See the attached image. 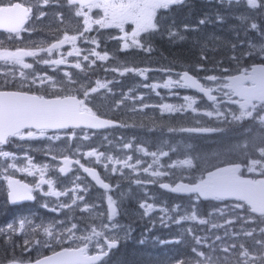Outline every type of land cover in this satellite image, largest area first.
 Returning a JSON list of instances; mask_svg holds the SVG:
<instances>
[{"label":"snow or ice","instance_id":"6c2138e0","mask_svg":"<svg viewBox=\"0 0 264 264\" xmlns=\"http://www.w3.org/2000/svg\"><path fill=\"white\" fill-rule=\"evenodd\" d=\"M60 0H34L30 6H25L23 3L14 2V0H0V28L5 29L10 34H15V38H20L22 31H29L24 25L32 17L33 7L37 8L36 19L39 20L46 15L40 9L51 4H58ZM70 6L76 17H83L82 30L75 35H68L67 32L62 38H58L56 42L51 43L47 47H37L33 50L18 49L17 51H0V60L4 61V65H0V77L6 82L9 79H19L21 87L25 84L29 86H38L45 88L48 95L29 94L27 91L16 90L6 91L0 90V169L4 172L10 170L24 171L32 176H39L37 182L33 186L21 184L18 180H13L11 175H6L4 178L8 182L9 196L12 203L19 200H35L34 192H40L43 196L61 197L68 195L71 191L73 196L70 198V203L58 202L55 207L50 208L52 212L62 211L68 208L71 211L78 209L81 212L88 213L86 217L80 218L83 226L77 222L64 220H52L48 224L41 221L40 224H34L31 220L21 219L18 223H9L6 227L0 226V235L7 234L8 238L16 232H24L26 224L32 233L42 232L46 237L42 242L39 240L31 241V244H42L43 247L53 249L54 246H59L67 241H72L75 247H63L60 251H53V255L45 256L42 259H37L35 264H108L107 258L112 249L116 248L120 242L119 236L115 230L119 227L115 222V217L118 215L116 201L112 196L107 195L108 210L107 215L104 212H95V205H89L84 202V196L79 195L80 192L87 191V187L80 188L77 184L71 189L58 191L53 185V180L46 179L48 165L38 166L34 164L30 157L27 158V163L24 167L19 168L16 161L18 157L7 150L6 145L14 143L17 140H33L40 137H45L51 140H59L61 137L58 130L73 129L70 133H66L70 138H76L75 129H81L83 139H90L87 129H100L108 127H125L127 125L119 124L116 121L102 119L88 105L91 103L95 106L94 93H98L100 89H107L108 83H102L97 80L94 87H89L84 82H79L73 78L71 72L64 70L62 80H56L49 76L47 72H37L33 69V64H43L49 66L55 71L61 65H68L81 72H85L82 62L87 61V68L90 70L97 61H108L109 54L105 50L103 54L97 51L96 48H89L82 51L76 46V41L83 38V43L95 44L99 47L95 39H90L85 36V33L92 31V25L96 24L100 27H115L120 29L122 35L114 36L113 39L120 41V50L124 51L129 48L142 49L145 52L151 51V45L147 42V36L141 39V34H152L159 31L161 28V20L157 19L159 10H169L173 6H180L185 3V0H64ZM218 3H223L225 0H217ZM231 5L239 4L241 0H226ZM247 5L251 9L264 10V0H246ZM102 9L103 16L99 19H92L89 15L92 9ZM60 21L63 17L57 13ZM241 19H244L241 17ZM217 20H223V17L217 16ZM134 25L131 32L124 30V26L128 23ZM206 21L201 19L199 23L202 25ZM31 27V26H30ZM188 26H185L187 29ZM248 29L257 32L259 43H247L244 51L238 54H233L229 60L236 67L234 69L219 68V74L206 75L196 78L185 70L181 73H175L177 79H172L171 75L162 84L146 85L153 89L163 87L165 89L184 88L196 89L198 93H203L208 101L212 102L213 110L205 111L202 114L208 117H215L218 120L226 122H240L244 119H250L259 127L260 135L252 136L251 139L243 141L235 145L233 152L238 153L243 159L239 162H232L224 167L213 166L212 169L203 170L199 179L192 178L188 183L182 182L184 177L181 175V182L171 186L168 183H161L160 187L169 190L173 193L196 194V200L200 198L213 199L217 201H226L233 199L235 203L224 205L223 208H218L214 212L224 214L225 209L232 212V217L225 219L224 224L212 223V228L224 227V225H232L235 220H242L244 223L256 222L264 223V63L250 64L249 66L241 67L245 58H264V28L256 22H250ZM196 30V29H192ZM169 36H175L176 33L169 31ZM183 39V37H180ZM65 44H71L72 50L67 53H61L60 49ZM232 50L235 53L237 45H232ZM53 52L59 58H53ZM41 53H46V56H41ZM33 57V63H26L24 57ZM75 56L78 59L73 63H69L67 57ZM203 54L201 60H206ZM219 63V62H218ZM6 65H11L5 71ZM16 66H19L18 69ZM204 68L203 64L196 66L197 71ZM31 70L25 72L24 70ZM114 72H119L121 76L126 73H135L139 76H145L146 69H138L131 67L112 68ZM171 73L172 69H165ZM238 73V74H236ZM204 81L205 83H202ZM67 94H64V93ZM215 93V94H214ZM82 98H78V95ZM159 94V93H157ZM178 95V93H174ZM131 99L125 94L122 99L115 103L114 108H119L124 100ZM135 99L143 100V97ZM184 105L175 106L172 104L162 105V111L167 113H175L191 109L196 112L197 109L193 106L197 101L191 96H184ZM233 105L238 106L233 109ZM148 105H141V109ZM48 130H57L53 135L47 136ZM172 129H170L171 131ZM219 129H182V131H200L213 132ZM106 139V138H105ZM132 144L126 143L124 148L130 149ZM146 156H151L152 163L147 167L139 168L141 161L137 159L135 163H131L132 157L127 156L123 160L114 159L112 156H105L104 153L98 152L97 149H91L83 153L85 157H94L96 163H100L102 158L106 163H103L105 170H109V164L121 165L120 168L113 166L110 171L112 173L119 172L123 175V169L129 168L132 172L137 173L143 171L151 177H160L167 175V172L152 170L153 165H159L161 156H168V152L160 151L148 152L147 149L138 148ZM79 149L74 155H79ZM53 160L57 157L53 155ZM10 161V163H8ZM82 168L85 173H88L96 182L106 191L110 189V185L104 183L99 175L90 167H85L80 163L79 159L72 160L68 156L63 157V166L59 167L60 173H67L71 170L72 164ZM181 165H187L189 168L194 167L192 160L185 159L179 162ZM176 165H169L175 167ZM163 167V166H160ZM244 173L255 174L261 178L252 179L246 178ZM79 179V177H76ZM137 184L145 183L140 179L135 181ZM155 183V180L148 181ZM49 186L48 191H44L43 186ZM82 202V206L80 203ZM73 205L76 209H73ZM42 207L48 208V203H43ZM144 210L143 215H148L156 211L154 204L143 202L139 205ZM180 205H175L171 213L167 207H160L161 213L159 220L164 226H167L168 221L179 224L181 221H197L199 224H208L210 221L203 218H198L196 213V205L193 203L190 213L179 215L173 219V214L179 212ZM242 210L246 214H242ZM214 212H209V216L214 215ZM99 220V223L96 221ZM92 221V223H88ZM107 221V222H106ZM131 231L128 227L125 231L127 235ZM186 231L191 232V229ZM242 234L247 237H252L257 231L255 228L242 229ZM259 233L264 235V227L259 229ZM228 234L227 231L225 233ZM233 235H236L233 233ZM195 246L192 247V257L177 258L175 264H231L232 257L229 255L231 250L237 248L236 244L222 246V257H214L212 254V246L209 245V253L200 251V247L207 245V237L194 236ZM220 240V236L215 237ZM179 242V241H176ZM30 242L25 240V245ZM254 249L250 251L243 244L239 245V253L236 256V264H264V239L254 241ZM90 246L95 250V254H89ZM25 251H30V248H25ZM13 264H16L13 261Z\"/></svg>","mask_w":264,"mask_h":264},{"label":"rangeland","instance_id":"374dc122","mask_svg":"<svg viewBox=\"0 0 264 264\" xmlns=\"http://www.w3.org/2000/svg\"><path fill=\"white\" fill-rule=\"evenodd\" d=\"M235 10H236L235 13H236V16H237L239 22H242V23L249 22L248 19L251 16L253 9H251L249 6L248 7L241 6L240 9L235 8ZM240 12H241L242 17L244 19H241V17L239 16ZM102 16H99L97 19L101 18ZM217 25H218V23H217ZM105 28L106 29L112 28V30L114 32H117V33H114V36L122 35L120 29H118V28H115V27H105ZM133 28H134V25H132L130 22L124 26V30L127 32H131V30ZM217 30L221 31L224 29L217 27ZM31 32L32 31L30 30L26 34V36H23L22 38L18 39L17 42H20L23 39H30V37L32 36ZM177 34L178 33H176V35ZM146 35L147 34L142 33L141 39H143ZM203 35H205L203 38L206 39V45H213L212 47L214 49L215 54H217L216 49L221 47L222 44L229 46L228 53L232 54V55L238 54L239 52L244 51L245 48L247 47V44L244 46V45L239 44V43H234L233 41H231L229 39L220 37L219 35H221V33H217V35H218L217 36V35L212 34L211 32H205ZM215 39L217 40L216 42H214ZM207 42H209V43L213 42V44H207ZM253 43H255V42H253ZM5 44H8L7 45L8 47L4 48V49H11V46L14 44V40H8V42L5 41ZM114 44H119V47H121L120 41H118L116 39H114ZM234 44L237 45L235 53L233 52L232 47H231ZM4 49H1V51H3ZM8 51H10V50H8ZM97 51H100V50H97ZM132 51H136V52H138V54H141L143 56V57L141 56L142 58H144V57L145 58H152V60L154 61L155 53L152 52V48H151L150 52H145L144 50L137 49V48H129L127 50H124L123 52L127 53V52H132ZM100 52L103 54V51H100ZM218 54L221 55V53H218ZM222 55L225 56V58H226L225 62H226L228 59L227 55L224 53H222ZM251 58L252 57L245 58L244 64L247 60H250ZM260 59H264V58H260ZM160 61L165 62L162 59L161 60L158 59V63ZM204 61H207V59ZM225 62L223 60H218L216 62L217 64L214 62H209V66L218 67V69H216V70H214V69L207 70L205 68V69H202L199 71L196 70V71L201 76L219 74V71H218L219 67L224 65ZM4 63H5L4 61L0 60V65H4ZM112 63H113V68H120L122 70V65L119 66L118 63H114V59L112 60ZM133 66H135V65H133ZM8 67H11V65H6L4 70L6 71ZM18 67L19 66H16L17 69H18ZM33 69H35V71L41 72V73L47 72V74L49 76H52L54 79H56L58 81L64 79L63 71L67 70V71L72 73L73 78L77 79L78 83L84 82L89 87H94L95 82L97 80L101 81L102 83H108L111 80V78L112 79L116 78L115 77L116 75L121 76L119 74V72L112 71V73H111L112 77L111 78H90L88 75L86 76V72H81L79 69L69 67L68 65H61V66H59V68H57L55 71H53L47 65L40 64V66H36L35 64H33ZM86 70L88 71V68ZM24 71L29 72L31 70L25 69ZM98 72L100 73V71H98ZM127 74L133 75V73H131V72L126 73L125 75H127ZM0 78H2V77H0ZM142 78L143 79L141 80V83H140L141 86L148 82L147 78H151V77L147 76V77H142ZM153 78H155L157 80L158 85H161V83L159 82V79H160L159 77H153ZM9 80L13 82V83L12 82L9 83V85H16V86H18V84L21 85V81L19 79L17 81L11 80V79H9ZM151 80H153V79H151ZM110 82L111 83H108V87L111 89V92H108L107 89H100L98 93L93 94V97H95V99H96L95 100L96 107L97 106H104V107L109 106V102H110L112 107H113V110L118 111L121 109L124 112H126L127 114L131 115V117L133 119H131L130 123L138 122V120L141 117H142V119H146V117L149 114H148V112H146L147 108L141 109V102L143 103L145 97L141 94L138 95V91H140V88L137 90V94L133 95L132 100L129 99L128 101H124L120 105L119 108H114L115 103L120 101L119 98H121L124 95V93L120 92L121 91L120 90L121 89L120 84H119V86H117V84L114 82V80H112ZM150 83L153 84V82H150ZM24 86L29 87V85H27V84H25ZM33 87H35V89H33V90L45 89L43 87H38L35 85H33ZM144 88L150 90V92L154 91V89H149L146 87H144ZM180 90H182V89L181 88L167 89L165 91L166 92L165 94H166V96L170 95V98H171L172 93H178ZM127 94L131 95V93H127ZM178 95H180L181 97L177 96L174 99V100H176V102H178L177 104H176V102H174V100H168V101L164 102V104L184 105L186 102L184 101V99L182 97V93H178ZM136 97H143V100L135 99ZM194 99L197 101V103L193 107L198 108V110L200 111V113L198 114V117L201 118L199 123L202 121L201 124L204 128L219 129L218 131L206 132L205 137H207V139H209L210 141H213L218 134L224 133V130L231 131L233 133V132L239 131L244 123L252 122V124H254L252 120L247 119V118L244 119L243 121H240V122L229 123L226 121L218 120L214 116L208 117L206 115H203L202 113L205 111H212L213 106L208 104V103H207V105H205L200 99H196V98H194ZM104 101L107 102L106 105L100 104ZM124 104H126L125 105L126 107H124ZM88 106L89 107L93 106V104L90 103ZM232 107H233V109H236L238 106L233 105ZM186 111L190 112L191 109H187ZM121 132L126 137H128V141L132 144V146H133V144H136L135 134L133 133L134 131L130 126H125L124 128H122ZM153 132H155V131H153ZM47 136H50V135H47ZM89 136H90V139H87V140L83 139L82 135H76V138H69V139H66L63 136H60L61 138L59 140H52L53 141L52 146L55 149L63 148L66 150V152H69L72 154L76 153L77 149H79L80 154L74 155V156L82 157L85 161L89 162V164L91 166H94L97 169H99L105 178H107L110 182L114 183V185H115L114 193H113V195H110V196H112L113 200L116 201L117 208L120 207V209H121V213L120 214L118 213V215L115 217V222L118 223V225H119V227L115 230V232L119 236L121 243H125L126 240L129 239V236L134 229L141 228L143 226V224L140 223L139 221L144 220V221L150 222V220H152L153 222H156V224L160 226L161 231L166 230L168 227L169 228H177L178 230L184 231L185 234H188L190 237V240H193V241H194V239H193L194 236L207 237L208 238L207 239V245L201 246L199 250L203 251L207 254L210 251L208 246L211 245L212 249H213L212 254L214 257H222L224 255V253L222 252V246L236 244L237 248L234 250H231V252L229 253V255L232 257L231 263L236 264V256L238 255V253L240 251V249H239L240 244H243L246 248H248L250 251H252L255 247L254 241L259 240V239H264V235L261 236V234L259 233V229L264 227V223H262V224H259L256 222L244 223L242 220L237 219V220H235V222L232 225H224V227L212 228L211 227L212 223L224 224L225 219L232 217V212L228 209H225L224 214H220L219 212L210 211V212H214V215L208 216L205 218V217H202L200 215V213H203V212L200 210V207L198 205H196V203H197L196 200L194 202L196 205L197 216H198V218H203V219L209 220L210 222L208 224H199L197 221H190V220L181 221V223L176 224L170 220V221H168L167 226L162 225L160 223V220H159V217L161 215V213L159 212V208L160 207H166V206H164V205L161 206L156 201V199L151 198L150 197L151 192L147 193L148 187L154 188V186L157 183L158 184L160 183V180H157V177H151L148 173H144L142 170L137 172V173H134V172H132L131 169L124 168L123 169V175H121L119 172L112 173L110 171V169L113 166L120 168L121 165L109 164V170H105V168L103 167V163H106L107 161H104L103 158H102L100 163H96L94 157L83 156V153L90 150L89 144L93 140L92 139L93 137L91 135H89ZM105 138L109 139V137H105ZM233 139L238 140L239 143L245 141V138L244 139L233 138ZM46 140H47L46 137H40L38 139L30 140V142L33 143V142L40 141V143H42L43 141H46ZM115 142L116 141L113 140V144L111 146L107 147L110 143H112V140H110V141L105 140V139L101 140V142L99 143L100 147H99V149H97L98 152L104 153L105 156H112L114 159H121V160H123L127 156H131L132 157L131 163H135L137 161V159H139L141 161V164L139 165L140 169H142L143 167H147L148 164L152 163L153 158L152 157H150L151 159L147 158L144 156V154L142 152L138 151L137 149L141 148L138 145L135 146L134 152L131 151V149H127L128 151H126V152L128 155L125 156L124 158H119L117 156V153L115 152ZM17 143L21 144L19 141ZM123 143H124V139H122V141L119 142V146H122ZM126 143L127 142H125V144ZM17 147L18 146H16L15 148H17ZM34 149H37V147H35ZM7 151L12 152V148H10ZM25 153H27V152H25ZM25 153H23V154H25ZM230 153L236 154V155L232 156L233 158H236L238 160L243 159L236 152L230 151ZM162 157H163V159H166L167 156H161L160 159H162ZM213 157H216V156H213ZM148 159H149V161H148ZM160 159H159V165H153V167H152L153 171H155V170L163 171L164 170L163 168L166 167L165 164L163 162H161ZM0 160H2V158H0ZM43 160H45V158H43ZM144 162H145V164H144ZM212 162H214V161H212ZM8 163H10V161H8ZM173 165H176V166L171 167V168L168 167L167 169H165L167 171H170L171 169H173V171L170 174L164 176L163 178H167V177L173 175L174 173L182 175V176H189V173L191 172V170H193L191 174L195 173V174L199 175V173L203 172V169H202L203 167L201 165V162H199V163L194 162L193 163L194 167H192V168H189L187 165H181L179 163V161L175 162ZM160 166H163V167H160ZM0 171H2V176L0 175L1 180L6 182L7 180L4 178L6 176V172H4L2 169H0ZM49 172L51 174L50 168H49ZM247 174H251V173H247ZM51 175H49V176H51ZM252 175H255V174H252ZM76 177H79V179H76ZM47 179L52 180V178H47ZM125 179L130 180L132 182V186L134 188H136L137 190L136 191H132V190L129 191L128 189L125 190L124 189L125 188ZM137 179H140L141 181H143L145 183L137 184L135 182ZM152 180H155L156 182L155 183L148 182V181H152ZM61 184L63 185L62 189H60L58 187V182L55 185L54 184L53 185H54L55 189L58 191H65L67 189L73 188V187H71L72 186L71 184H74L75 186L78 184L80 186V188L87 187L86 193L80 192L78 194L84 196V202H88L89 205H95L96 206L93 209V211L104 212L105 215H107V209H108V203H107V198H106L107 195H104V194L102 195V194H99L98 192H96L94 189H92L91 186H89L84 181V179H82L81 176L75 175L74 178H72L66 182H61ZM137 187H140V188H137ZM69 192H71V191H69ZM88 197H92V199H88ZM42 198H43L41 200L42 204L46 203V202L48 203V208L42 207V209L44 210V212H46L48 214V216H45V215L39 216L38 219L32 221L34 224H40L41 221H43L45 224H48L52 220H64V221L68 222L69 218H70L71 221L77 222V223L81 224V226H83L80 218L86 217L88 215V213L79 211L78 209H76L75 205H73V209H76L75 211H71L68 208H65L62 211H58V212H52L49 210L50 208L55 207L58 202L70 203V199H69L68 195L61 196L59 198L53 197V196H47V197L43 196ZM143 199H144L143 202L154 204V206L156 207L157 210L148 214V215H143L144 210L139 207L140 201ZM143 202L141 201V203H143ZM78 203H80L82 206V202H78ZM192 205H193V202H190L188 204V207L180 208L179 212L173 214V219H175L179 215H184L185 213H190V211L192 210ZM223 207L224 206H219L218 208H223ZM168 209H169V212L171 213L172 208H168ZM197 209H198V211H197ZM75 212L78 213L76 219H75V217H73V214ZM242 214H246V213H244L242 210ZM133 218H135V219H133ZM28 220H31V219H28ZM126 221H128V222H126ZM16 223H18V221H15L13 224H16ZM88 223H92V221H88ZM96 223H99V220H97ZM239 224H241V226H238ZM0 226H3V225H0ZM6 226H4V227H6ZM147 226H149V225H146V227ZM128 227L131 228V231L127 235H125V231ZM252 228H255L257 230L254 233V234H257V233L259 234L257 237H254V234L252 237H247V236H244L242 234V231H241L242 229H252ZM187 229H191V232L186 231ZM217 229H221L219 231L224 232L223 236H221L220 240L215 239V237H216L215 231ZM226 231H227V233L230 232V234L227 237L225 234ZM233 233H235L236 235H233ZM15 235H17V237L20 239V241L14 239V235H11L10 239L8 238L7 234L0 235V257L5 256V255L6 256L15 255L16 252L20 251L23 247L30 248V251L24 250L22 252V254H24V255H29L31 253L36 254V255H43L46 252L52 253L58 247H70V246L75 247L76 246L72 241H67L64 244L59 245V246H54L53 249L43 247L42 244L33 245V244H31V241L39 240L42 242L44 239H46V237L43 236L42 232L32 233L29 230V227L27 224H26L24 232H17V233H15ZM25 240H28L30 243L28 245H25ZM178 241H180V240H178ZM191 244H192V247L195 246L193 243H191ZM192 256H193V254L189 257H192ZM20 262H22V261H20ZM109 263H111V262H109Z\"/></svg>","mask_w":264,"mask_h":264},{"label":"trees","instance_id":"16d2710c","mask_svg":"<svg viewBox=\"0 0 264 264\" xmlns=\"http://www.w3.org/2000/svg\"><path fill=\"white\" fill-rule=\"evenodd\" d=\"M214 17V11L212 9H205L200 4H194V6L177 11V15L175 16H165L167 22L164 21V24L161 22L162 29L161 32L153 35L152 37L147 38L148 44L154 48V60H165L166 58L172 62L179 65L192 66L196 69V66L199 64H204L209 67V61L213 62L216 60L215 55H219L218 53H227L229 50V46L222 44L221 47L216 49V53L214 52L213 45H206V39L203 38L205 35L204 32H211V30H207L205 28L200 27L199 21L201 19L208 20ZM188 26V29H201L200 32H194L192 30L185 31V26ZM187 34L188 38H185L184 41L179 42L176 36H169V31H176ZM230 30V29H229ZM228 30V31H229ZM196 31V30H195ZM213 34V33H212ZM217 35V33H215ZM230 35V34H229ZM221 36V35H219ZM225 37V36H221ZM0 44H4V39H9L6 36L0 35ZM216 42V41H214ZM191 44V45H190ZM207 44H213L207 42ZM197 47V48H196ZM185 49V50H184ZM221 49L222 51H220ZM207 57V61L201 60V55ZM121 57H125L126 59L136 61L135 65L144 62L146 65H149L150 62H154L152 58H142L143 56L134 54H120ZM142 56V57H141ZM128 60V61H129ZM264 63V61H260ZM216 67V66H214ZM211 67V68H214ZM227 68V67H224ZM14 90V89H13ZM258 134L257 136H259ZM163 142V140L161 141ZM214 149V148H213ZM214 154L213 150H209L208 157ZM198 156V155H197ZM6 195V192H5ZM2 188L0 186V217L11 216L12 210L9 209L6 203L5 197ZM181 205V204H180ZM225 204H216L212 209L203 210L204 213H201L202 217H208L210 211H214L218 209L219 206H223ZM206 206V205H205ZM213 206V205H210ZM208 207V206H206ZM256 223L262 224L259 221ZM238 226H241L239 224ZM158 226H155L153 230L149 232L148 228H145L143 225L141 228H136L133 230L132 235L130 234L129 239L126 243L122 244L117 253H115V258L113 264H167V262L171 261L175 264L177 258L185 257L182 255L187 248L183 247L180 244H177L175 241L186 239L187 237L183 234V232L175 229L169 228L164 231H160ZM221 229L216 230V236H223V231H219ZM230 234V232L226 235V237ZM257 235H259L257 233ZM214 236V235H213ZM262 236V235H261ZM214 242V241H213ZM215 243V242H214ZM7 260H0V264L6 262Z\"/></svg>","mask_w":264,"mask_h":264},{"label":"bare ground","instance_id":"6f19581e","mask_svg":"<svg viewBox=\"0 0 264 264\" xmlns=\"http://www.w3.org/2000/svg\"><path fill=\"white\" fill-rule=\"evenodd\" d=\"M60 4L62 6H66V3L64 2V0H60ZM211 19H214L216 20L217 18L216 17H213ZM233 18L232 17H223V20L222 22H218V27L221 28V29H224V30H221V32H224V33H227L228 30L233 26ZM248 22L246 23H238L236 25V28L241 31L243 34H244V40L245 41H248V42H251L253 36L255 37V43H258L259 41V36L257 34V32L255 31H252L250 29H248ZM128 28V27H127ZM126 28V29H127ZM60 30L61 31H64V32H67V33H70L72 35H75V34H78V32L80 30H82L77 24H75L74 22H71V21H65L63 22L61 25H60ZM110 38L114 37V33H117V32H114V31H106L105 32ZM85 36L90 38V39H95L93 36H91L90 34L88 33H85ZM113 39V38H112ZM83 38L81 39H78L77 41H80L82 42ZM51 43L53 42H47L45 43L44 47H47L49 46ZM41 45V43H40ZM191 45V44H190ZM101 46L105 49H109V50H116V49H120L119 47V44H113V43H105V42H102L101 43ZM197 48V47H196ZM185 50V49H184ZM118 57H121V55H117ZM247 65H250L248 63H245ZM124 67H131V68H138L140 69L139 66H133V64H131L130 62L128 61H124L123 64H122V69ZM98 70H101L103 72V74H100L98 72ZM93 71L95 73V75L97 77H101V78H111V77H108L106 75V73L104 72L103 69H101L99 66H94L93 68ZM116 78H111L110 81L114 80V82L117 84V86H119V84L121 85V91L120 92H123L124 95L127 94V93H131V95H128L131 97L130 100H132L133 98V95H136L137 94V90L140 88V91H138V95L143 91V85L141 86V82H140V79L139 78H142V76H139L138 74H135L133 73V75L131 74H127V75H124V76H119V75H116L115 76ZM91 78V77H90ZM123 95V96H124ZM101 104V103H100ZM96 106V104H95ZM106 115L108 117H114V118H121L123 116V113L122 112H119V111H115V110H107L106 111ZM236 138L238 139H244L245 136L242 134V133H236L235 134ZM95 138L98 139L97 135H95ZM50 151H51V155H58V151L54 148H50ZM150 153V151H148ZM145 157L147 158H150L151 156H146L144 155ZM151 159V158H150ZM161 162H163L164 164H168L171 162L170 159L166 158V159H160ZM198 211V209H197ZM258 235L257 234H254V237H257Z\"/></svg>","mask_w":264,"mask_h":264},{"label":"flooded vegetation","instance_id":"af4514ba","mask_svg":"<svg viewBox=\"0 0 264 264\" xmlns=\"http://www.w3.org/2000/svg\"><path fill=\"white\" fill-rule=\"evenodd\" d=\"M61 154H63V153H61ZM55 156L57 157L58 155H55ZM48 157L50 159H52L53 156H48ZM62 158L63 157H59L56 160H53L52 159V161H54V164H55L56 167L59 165V160L62 159ZM16 163H17V166L19 168H22L27 163V159L21 165H19L20 161H19V157H18V160L16 161ZM12 171H13V173L15 174V176L17 178H20V179L26 181L31 186H33L34 183L37 182L38 179H39V176L38 175L37 176H32V175H29L27 172H24V171H15V170H12ZM46 175H47V173H46ZM58 179H60V178H58ZM46 188H47V185L45 184L43 186L44 191L46 190ZM33 194L36 196L37 199L42 195V193H40V192H34Z\"/></svg>","mask_w":264,"mask_h":264},{"label":"water","instance_id":"95a60500","mask_svg":"<svg viewBox=\"0 0 264 264\" xmlns=\"http://www.w3.org/2000/svg\"><path fill=\"white\" fill-rule=\"evenodd\" d=\"M28 24V21H27V23L24 25V27H26V25ZM0 33H8L5 29H2V28H0ZM13 35H15V34H13ZM26 57H28V56H26ZM25 58V57H24ZM108 128H113V127H108ZM79 129V128H78ZM104 129H107V128H100V129H95V130H98V131H100V130H104ZM54 131H56V130H54ZM71 171V170H70ZM70 171H68L66 174L65 173H63V174H65V175H67V174H69L70 173ZM96 172V171H95ZM97 173V172H96ZM88 176H89V178L92 180V182L95 184V185H97L100 189H102V190H104V191H106L105 189H103L97 182H96V180H94L88 173H86ZM98 174V173H97ZM99 175V174H98ZM99 178H100V176H99ZM101 179V178H100ZM102 180V179H101ZM111 190V186H110V189L109 190H107V191H110ZM175 194H178V195H189V194H185V193H175ZM9 199H10V196H9ZM203 199V201H209V200H213V199H211V198H209V199H204V198H202ZM229 201H233L234 202V200L233 199H228V200H226V202H229ZM10 202H11V204L12 205H20V204H23V203H28V202H33V200H19V201H17L16 203H12V201H11V199H10ZM119 247V245L116 247V248H114V249H112V250H116L117 248ZM110 254V253H109ZM35 264V263H34Z\"/></svg>","mask_w":264,"mask_h":264}]
</instances>
